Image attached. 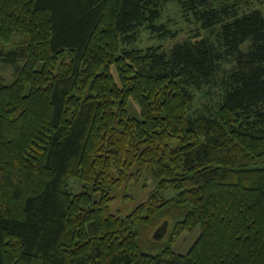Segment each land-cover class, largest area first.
Segmentation results:
<instances>
[{
  "label": "trees",
  "instance_id": "16d2710c",
  "mask_svg": "<svg viewBox=\"0 0 264 264\" xmlns=\"http://www.w3.org/2000/svg\"><path fill=\"white\" fill-rule=\"evenodd\" d=\"M168 1L0 0V264H264V0H176L208 35L128 47L176 34ZM203 86L215 109L195 114ZM135 169L157 186L124 217L109 187Z\"/></svg>",
  "mask_w": 264,
  "mask_h": 264
},
{
  "label": "rangeland",
  "instance_id": "374dc122",
  "mask_svg": "<svg viewBox=\"0 0 264 264\" xmlns=\"http://www.w3.org/2000/svg\"><path fill=\"white\" fill-rule=\"evenodd\" d=\"M250 8L261 7L258 2L249 3ZM161 23H166L168 27L175 31L174 36H165L160 37L155 34H152L146 27L140 28L138 40L134 44L129 45L128 47H147L150 45H161L166 49H170L174 44L184 41L185 39L191 38L195 35H208L209 30L203 28L200 23L195 20H188L181 11L180 5L176 0H169L163 6V18L160 21ZM0 76L6 82L11 81L14 78V66L0 61ZM193 93L195 96V104L193 112L195 114L214 111L215 104L217 100L216 87L203 86L202 88H193ZM129 109L133 116L141 117L140 107L134 99L129 101ZM258 164H264V158L258 160ZM134 176L122 185L110 186L111 195L114 197L112 202V210L116 214L121 216H126L129 214L137 204L146 201L151 192L157 186V179L155 178L152 169L144 170L141 174L137 173V170H134ZM70 187L74 191H80L84 188L86 183L77 178L71 179ZM164 195L167 197L174 196L176 191L173 189H167L164 192ZM96 197H99V193H95ZM166 217V218H165ZM161 220L157 221L153 226H148L147 231L141 232L140 238L142 237V244L144 241L150 239H155L160 243H165L168 241L171 234H173L174 220L170 215L165 216ZM163 230L161 231V237H156L155 234L158 228L163 225ZM201 232L200 227L195 228L194 230H187L182 232L180 235H174V241L172 242L173 248L177 252L185 253L187 252L196 238ZM148 246H145V249L151 252H158L161 247L156 246L155 249H149Z\"/></svg>",
  "mask_w": 264,
  "mask_h": 264
},
{
  "label": "water",
  "instance_id": "95a60500",
  "mask_svg": "<svg viewBox=\"0 0 264 264\" xmlns=\"http://www.w3.org/2000/svg\"><path fill=\"white\" fill-rule=\"evenodd\" d=\"M163 226H164V224L161 225V226L158 228V230H157V232H156V234H155L156 237H161V234H162L161 231L164 229Z\"/></svg>",
  "mask_w": 264,
  "mask_h": 264
}]
</instances>
